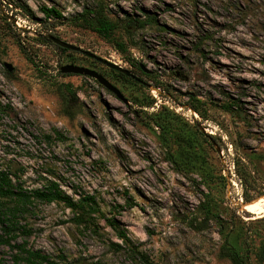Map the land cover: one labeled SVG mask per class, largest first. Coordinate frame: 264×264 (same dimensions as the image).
Segmentation results:
<instances>
[{
    "label": "rangeland",
    "instance_id": "1",
    "mask_svg": "<svg viewBox=\"0 0 264 264\" xmlns=\"http://www.w3.org/2000/svg\"><path fill=\"white\" fill-rule=\"evenodd\" d=\"M96 1L0 0V101L11 108L0 115V166L27 191L52 180L74 199L94 196L129 242L104 219L77 225L63 203L37 202L21 219L30 235L13 244L49 264H233L228 246L264 264V217L242 208L264 197V0H104L125 53L73 24ZM45 7L62 16L45 18ZM127 14L147 24L127 29ZM71 64L129 104L63 74ZM16 253L0 245V264Z\"/></svg>",
    "mask_w": 264,
    "mask_h": 264
},
{
    "label": "trees",
    "instance_id": "2",
    "mask_svg": "<svg viewBox=\"0 0 264 264\" xmlns=\"http://www.w3.org/2000/svg\"><path fill=\"white\" fill-rule=\"evenodd\" d=\"M42 12L47 19L52 17L60 18L62 16L55 8L45 7L42 9ZM125 19L127 29L131 27V24L141 27L147 24V21L133 19L129 14H127ZM72 20L75 26L95 32L104 38L118 52H126L125 45L114 38V34L121 28V24L110 15V9L104 0H97L94 4L85 6L81 12L72 17ZM147 20L151 22L150 17H147ZM45 41L54 44L46 37ZM59 48L64 52L70 51L61 47ZM113 71L126 80L139 83L130 76L116 70ZM157 87L160 88L161 86L157 85ZM154 102V99H152L144 106L151 107ZM193 108L195 111L198 110L197 107ZM10 112L11 108L8 105H3L0 101V115L10 114ZM19 179L18 174L12 171L9 166H0V227L3 232L0 235V245L17 249V253L14 256L15 264L50 263L47 255L28 249L26 244H13L20 235H30V230L25 224L21 223V219L31 212V207L37 202L47 204L63 203L74 212V222L77 225L85 224L86 227L95 226L98 219H104L109 227L118 232L119 237L123 239L125 244H128L129 239L124 230L119 227L118 221L114 218L106 217L94 196H84L79 199H74L60 187L59 183L52 180H47L42 188L27 191L23 189ZM117 247L121 248L119 245ZM224 253L230 258L233 264H250L251 258L249 256L244 258L233 247H225Z\"/></svg>",
    "mask_w": 264,
    "mask_h": 264
},
{
    "label": "water",
    "instance_id": "3",
    "mask_svg": "<svg viewBox=\"0 0 264 264\" xmlns=\"http://www.w3.org/2000/svg\"><path fill=\"white\" fill-rule=\"evenodd\" d=\"M18 24V22H17ZM51 42H53L55 45L63 48V49H67L70 51H74L80 54L85 55L88 58L94 59L98 62L101 63H105L107 64L111 69L119 71L127 76L132 77L133 79H135L138 82H141L142 84H146L145 82H143L141 79H139L137 76H135L131 71H129L128 69H125L117 64L111 63L109 61H106L104 59H102L101 57H98L96 54L91 53L89 51L83 50L82 48L71 44L69 42L63 41L55 36H48L47 37ZM5 66L9 69V71H12V68L9 64H5ZM61 72L63 74H73V75H81V76H85V77H89V78H93L95 79L100 85H102L103 87H105L108 91H110L111 93H113L118 99H120L123 103L125 104H129V101L127 100V98L123 95V93L120 91V89H118L115 85H113L107 78H105L103 75H101L100 73L91 70L89 68L86 67H82V66H78V65H66L64 67L61 68ZM243 206V205H242Z\"/></svg>",
    "mask_w": 264,
    "mask_h": 264
},
{
    "label": "bare ground",
    "instance_id": "4",
    "mask_svg": "<svg viewBox=\"0 0 264 264\" xmlns=\"http://www.w3.org/2000/svg\"><path fill=\"white\" fill-rule=\"evenodd\" d=\"M244 210L253 214V219L264 217V197L250 202L242 207Z\"/></svg>",
    "mask_w": 264,
    "mask_h": 264
},
{
    "label": "flooded vegetation",
    "instance_id": "5",
    "mask_svg": "<svg viewBox=\"0 0 264 264\" xmlns=\"http://www.w3.org/2000/svg\"><path fill=\"white\" fill-rule=\"evenodd\" d=\"M138 82V81H137ZM139 83H141V82H139ZM142 84V83H141Z\"/></svg>",
    "mask_w": 264,
    "mask_h": 264
}]
</instances>
